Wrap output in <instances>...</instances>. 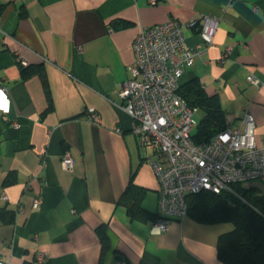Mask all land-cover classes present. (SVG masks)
<instances>
[{
	"label": "crops",
	"instance_id": "0c3cea01",
	"mask_svg": "<svg viewBox=\"0 0 264 264\" xmlns=\"http://www.w3.org/2000/svg\"><path fill=\"white\" fill-rule=\"evenodd\" d=\"M206 14L220 17L214 42L204 45L194 24L185 28L187 44H202L203 51L181 81L197 78L217 94L234 127L244 130L249 112L256 142L264 145V0H0V86L11 101L8 114L0 111L5 261L223 264L218 240L229 229L225 223L187 215L158 233L154 221L131 218L121 201L132 182L145 189L143 206L160 213L151 151L140 147L119 95L135 58L134 39L142 27L172 18L197 22ZM40 70L50 84V109ZM251 73L261 86L248 81ZM89 107L100 111L99 123L85 117ZM66 149L76 160L72 170L62 166Z\"/></svg>",
	"mask_w": 264,
	"mask_h": 264
},
{
	"label": "built area",
	"instance_id": "2783aa9c",
	"mask_svg": "<svg viewBox=\"0 0 264 264\" xmlns=\"http://www.w3.org/2000/svg\"><path fill=\"white\" fill-rule=\"evenodd\" d=\"M16 1V0H13ZM156 4L158 0H149ZM220 23L217 15H203L197 22H182L172 18L164 23L142 27L133 42L134 61L128 67V77L119 88L121 107L133 119L132 131L141 148L150 150L148 160L159 180V210L161 216L153 223V230H169L174 218L188 215V197L202 190H232L234 183L264 184V145L255 138V121L247 112L242 120L244 130L227 119L225 128L210 141L198 143L192 133L198 125L199 108L192 107L179 93L186 68L202 53V44H187L185 28L197 26L203 44L214 42ZM225 53L221 61H225ZM26 64L25 60H22ZM248 81L261 86L263 81L254 73ZM0 111L8 114L11 101L8 89L0 86ZM85 117L101 121L100 111L89 107ZM20 127V122H13ZM121 132V129H118ZM1 140V138H0ZM48 162L47 153L41 165ZM76 160L71 151L62 153V166L74 169ZM7 199L8 195L3 193ZM42 196L34 199L40 206ZM40 259H44L43 256ZM0 264H10L0 254ZM113 264H129L118 259Z\"/></svg>",
	"mask_w": 264,
	"mask_h": 264
},
{
	"label": "trees",
	"instance_id": "16d2710c",
	"mask_svg": "<svg viewBox=\"0 0 264 264\" xmlns=\"http://www.w3.org/2000/svg\"><path fill=\"white\" fill-rule=\"evenodd\" d=\"M24 13V12H23ZM22 13V14H23ZM26 73V70L24 71ZM52 107L47 75L39 71ZM179 93L192 107L203 112L192 133L195 142L212 139L226 126L227 116L217 94L210 95L197 78L181 83ZM232 190H202L188 197V215L206 223H228L233 227L220 234L218 256L223 264H264V189L257 184L234 183ZM145 189L132 182L121 197L126 200L131 218L157 221L161 213L143 206ZM106 237H103L105 241Z\"/></svg>",
	"mask_w": 264,
	"mask_h": 264
},
{
	"label": "rangeland",
	"instance_id": "374dc122",
	"mask_svg": "<svg viewBox=\"0 0 264 264\" xmlns=\"http://www.w3.org/2000/svg\"><path fill=\"white\" fill-rule=\"evenodd\" d=\"M201 116H202V113L199 110V112L196 114V118L199 120L201 118ZM247 184L248 185L257 184V185L261 186L264 189V184H262V183H260L258 181H253V182L247 183ZM224 225H227L229 227V229H231L233 227V224L231 222L225 223Z\"/></svg>",
	"mask_w": 264,
	"mask_h": 264
}]
</instances>
